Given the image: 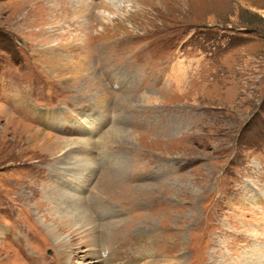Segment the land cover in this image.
Instances as JSON below:
<instances>
[{
    "label": "rangeland",
    "instance_id": "374dc122",
    "mask_svg": "<svg viewBox=\"0 0 264 264\" xmlns=\"http://www.w3.org/2000/svg\"><path fill=\"white\" fill-rule=\"evenodd\" d=\"M0 264H264V0H0Z\"/></svg>",
    "mask_w": 264,
    "mask_h": 264
},
{
    "label": "bare ground",
    "instance_id": "6f19581e",
    "mask_svg": "<svg viewBox=\"0 0 264 264\" xmlns=\"http://www.w3.org/2000/svg\"><path fill=\"white\" fill-rule=\"evenodd\" d=\"M82 217H84V214H82V212H80L79 215H77V213H76L74 218L75 219H82ZM50 231H51V236H52L53 240L57 243V245L61 249V251L62 252L66 251L68 249L67 238L59 235L54 230H50Z\"/></svg>",
    "mask_w": 264,
    "mask_h": 264
}]
</instances>
